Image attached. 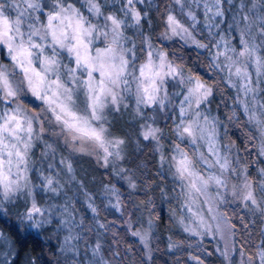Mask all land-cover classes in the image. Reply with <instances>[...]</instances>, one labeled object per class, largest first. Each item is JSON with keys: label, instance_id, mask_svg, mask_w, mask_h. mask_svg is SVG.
<instances>
[{"label": "snow or ice", "instance_id": "1", "mask_svg": "<svg viewBox=\"0 0 264 264\" xmlns=\"http://www.w3.org/2000/svg\"><path fill=\"white\" fill-rule=\"evenodd\" d=\"M232 9L235 13L229 22ZM153 10L161 28L155 38L145 34L144 28L145 24L153 28ZM192 51L195 58L186 54ZM205 53L207 73L197 65ZM0 55L6 57V62L0 61V220L9 216L8 205L15 206L13 201L21 196L26 206L13 225L17 232L38 234L58 214L68 213L67 206L39 202L41 194L59 196L64 184L52 174L53 163L46 169L32 167L34 149L42 146L43 160L49 156L55 160L62 145L70 154L95 155L106 169L115 166L125 158L127 140L112 135L109 113L129 108L126 101L134 100L133 119L143 121L139 137L154 145L161 167L167 165L181 188L185 201L181 207L188 213L178 220L183 231L197 238L218 235L224 250L216 251L230 264L234 251L240 253L239 264H264V224L262 239L248 254L245 247L251 246V240L245 239L236 249L237 225L226 213L216 211L229 202V178L235 176L239 183L230 186L232 202L239 201L264 221V167L250 173V166L264 163V102L259 99L264 96V0H240L239 4L235 0H168L163 5L160 0H0ZM221 84L237 90L234 104L247 117L246 125L255 130L247 135L243 149L256 155L249 164L241 163V149L234 141L221 142L220 129L226 134L227 125L211 108ZM241 93L251 100L241 99ZM161 116L165 123L171 122L167 146L164 130L158 126ZM238 118L235 108L227 117L229 121ZM59 164L62 171L66 169L68 183L75 181L71 159L61 156ZM124 171L117 170V178L128 179V189L135 191L136 183L122 177ZM33 172L36 176L30 177ZM213 186L216 196L210 197ZM103 195L108 200L105 210L120 216L139 210L135 204L129 209L115 187L106 185ZM200 197L208 205L214 227L201 211L194 210ZM147 203L151 204V198ZM86 206L96 220L100 209L91 196L86 197ZM154 223L150 216L147 229L132 230L133 222L124 221L128 234L147 250L148 259ZM82 227L74 218L59 220L58 230L68 232L62 251L75 250L74 241L81 237L79 232L72 234L73 228ZM97 227L107 231L114 222L97 221ZM242 228L248 233V224ZM115 236L114 232V240ZM0 243L7 245L0 253V264H15L13 242L2 230ZM175 247L169 244V249ZM91 251L89 264H112L105 259L99 240ZM111 255L116 259L120 253ZM189 259L204 264L199 255L190 253Z\"/></svg>", "mask_w": 264, "mask_h": 264}, {"label": "trees", "instance_id": "2", "mask_svg": "<svg viewBox=\"0 0 264 264\" xmlns=\"http://www.w3.org/2000/svg\"><path fill=\"white\" fill-rule=\"evenodd\" d=\"M150 17L153 22V29L156 31L161 29L158 22L159 18L155 10L150 13ZM170 47L172 50H177L176 45H171ZM186 54L193 58H195L197 55L195 51ZM197 65L200 66L202 72H208L206 53L199 57ZM191 66L192 61L189 60L188 67ZM234 101L235 98L232 88L221 84L220 88L217 89L216 96L213 98L211 108H215V110L218 112V116L220 117L222 124L227 125L226 134L223 127L220 129L223 136L222 142L232 143L234 141L236 147L241 149V162L243 164H249L250 161L256 159V155L253 152L248 159L243 151V149H245L244 146L247 144L244 135H247L248 132L242 130L241 135H237L235 131L231 132L233 126L229 125V121L227 119L231 113L230 109L232 106H234L235 110H237L234 105ZM217 105H219V108H217ZM239 111V118L232 120L231 122L234 121L235 123H241V120L244 121L245 115L241 109H239ZM111 114H114L112 115V128H114V131H118L127 140L126 146L129 148L128 156L124 155L125 158L122 161L117 162L115 166H109L105 172V168L97 165L90 155H69L73 165L74 175L78 178V180H75L69 184V177H67L66 180H63L61 183L67 186L70 191L75 190L74 193H77L76 196L82 195L83 200L84 196H87L88 191L93 192L95 189H104L103 186L106 183L108 185L111 184L110 186L118 189L122 193L121 199L124 200L129 209H132L133 204L137 205L139 208V210L132 209L133 214L131 216H129L128 212L124 213V215H128L127 220L130 219L134 226L137 224H140L144 227L148 226L147 221L150 216L155 220L152 234L150 235V239L153 238L151 241V249L154 254L158 256L162 255L165 258L166 264H190L189 261H186L185 263L181 259H177L182 255L188 257L190 253H197L199 256L204 255V264H223V257L215 251L213 247V241H208L206 238H201V240L207 246L205 251L201 250L200 247L196 246L197 243L194 240L196 238L189 236L188 233H185L178 223L180 197L176 182L168 172L167 165H165L163 168L161 167L158 154L152 150L154 145L143 141L142 138L139 137L138 134L140 131V124L143 121L139 119H133L134 111L131 107L127 109L122 108L119 113ZM158 126L164 130L166 137L164 143L167 144V137L170 136L171 122L169 121L165 123L163 116H161L158 121ZM249 126L250 125H246L245 127L249 130V133H254V128L252 126L249 128ZM138 141L139 143H137ZM255 143L257 142L253 141V144ZM39 147L42 148V146ZM59 151L60 155L64 156V154H62L64 149L61 148ZM78 155L81 156L79 157ZM57 156L58 154L56 155L55 160H53L51 156L48 158L52 160L53 164L59 166V160H57ZM120 168L125 170L122 173V177L130 178L136 183L137 187L135 191H130L128 189V179L117 178L116 171ZM52 170L54 171V169ZM250 173L252 175L255 174V168L253 165L250 166ZM53 175L59 177L63 176L60 173L58 175ZM122 181L123 183H121ZM161 189L164 190L163 196L161 195ZM149 198H151V204L147 203ZM18 199L19 198H17V200ZM17 200H15V203L18 206H21L22 201L19 204ZM149 209L154 210L150 212ZM75 212L77 211L73 210L71 212V216H74L73 213ZM240 212L244 219V223L249 225L248 231L251 233L254 242L259 243V241L262 239L260 229L263 221L258 215L254 217L253 214L247 209H244V213L242 209ZM12 213L14 214L13 210L10 208L9 216L3 221L16 223L17 217L15 214L14 217ZM111 216L116 218L119 216V214L116 213V215ZM157 217L158 219H156ZM56 225V222L51 225H46L45 229L41 230L38 234L33 231L31 235L23 232H21L22 235L19 237L15 235L13 242L15 244L16 255L12 258L14 259L15 264H63V261H61L62 256L59 250L54 246L56 240H59L61 237V232L58 230V228H56ZM0 227L4 228L2 220H0ZM167 236H169L171 240H175L174 244L177 245V247L169 249L165 245ZM91 237L93 238V236L89 234L86 238L91 240ZM102 238L101 244L103 246V252H106V254L113 252L112 249L114 248V243L111 244V241H113L111 235L104 234ZM189 245H192V247H189ZM115 247L118 248V246ZM45 248H47V250L50 252L51 258L55 259L58 256V259H56L55 262L43 258V251ZM118 258L119 262L116 264H131L129 259L122 261L120 257ZM190 262L194 264V261Z\"/></svg>", "mask_w": 264, "mask_h": 264}, {"label": "rangeland", "instance_id": "3", "mask_svg": "<svg viewBox=\"0 0 264 264\" xmlns=\"http://www.w3.org/2000/svg\"><path fill=\"white\" fill-rule=\"evenodd\" d=\"M160 2L163 5V4H167L168 0H160ZM235 2H236V4H239L240 0H235ZM234 13H235V9H232L228 13L229 22H231V17H232V15ZM201 19H203L202 16H201ZM144 28H145V34H152L153 37H156L159 34V32L161 31V29H159L158 31H156L153 28L149 29V26L147 24H145ZM222 28L226 31L227 25H223ZM150 30H151V33H150ZM128 34L132 35V32L130 31ZM153 42L155 43V41H153ZM0 61L6 62V57H4L3 55H0ZM262 87H264V85H262ZM232 90H233L234 98L236 100L237 95H238L237 90L235 88H232ZM240 98L241 99H248L249 101L251 100L250 97L245 98L242 93L240 94ZM259 99H261L262 102H264V96L259 97ZM126 103H128L130 105V107L134 111V107H135L134 100H128V101H126ZM235 107L237 108V110H236L237 113H240V111H239V109H241L240 106L239 105H235ZM233 109H234V106L231 107L230 111H232ZM212 112H213L214 115H218V112L215 110V108H212ZM148 114L151 115L150 112ZM112 115H114V114L109 113V119L111 121V125L113 126ZM244 117H245L244 121L241 120L242 124L239 123V122L235 123L234 121L231 122V121L228 120L229 121V125L233 126L231 132L235 131L237 135L238 134L241 135L242 130H244V131L248 132V134H250L249 130L245 127L246 126L247 117L246 116H244ZM112 126H111L112 135L124 138L118 131H114V128H112ZM250 126H249V128H250ZM247 135H244V138L246 139V141H247ZM167 144H165V145L167 146ZM222 144H229V143L228 142H226V143L222 142ZM246 146H247V144L244 146V148ZM61 148L64 149V152L62 153V154H64L63 157L70 158L69 155H72V154H70L62 145L58 146L57 151H59V149H61ZM41 151H42V148L39 147V146H37L34 149V154L32 156V161H33L32 167L34 169H39V168L46 169L48 163H53L52 160L49 159V158H47V160H43V158L40 155ZM233 152L235 153V149H233ZM128 153H129V148L125 145L124 155L128 156ZM244 153L246 154V156L249 159L251 155H248L246 152H244ZM57 154H58L57 160H60V158H61L60 151L57 152ZM78 156L80 157L81 155H78ZM90 156H91V158L94 160V162L97 165L103 167V162L102 161H98L95 155H90ZM158 158H159V155H158ZM253 166H254L255 172H256V168L264 167V163H257L256 165H253ZM62 168H63V166L59 164V166L55 165L54 171L51 170L52 174L58 175L60 173V174L63 175L61 177L56 176V178L60 182H62L63 180L65 181L66 178L68 177V175L66 173V169L62 171ZM104 170L106 172V168ZM73 175H74V172H73ZM35 176H36V173H34V172L30 173V177H35ZM75 180L77 181L78 178L75 177ZM33 182L35 183L36 180L34 179ZM103 182H105V181H103ZM175 182H176L178 194H179V197H180V205H179V210H178L179 211L178 220H179V218L182 215L183 216H187L188 213H187V209L186 208H182L181 207V205H183L185 203V201H184V198H183V196L181 194V188H180L178 182L177 181H175ZM121 183H123V181ZM233 183H239V180L237 178H235L234 176L229 178V193L226 194L227 195V199H228L229 202L227 204H225V205H219L217 207L216 211L220 212V213H226L228 218L230 219V221L237 225V229L238 230L236 232L235 237L233 238L234 241H235L236 249L240 248L241 244H243L245 239H250L251 240V246H246L245 247V252L248 253V254H252L255 251V245L258 242L257 243L254 242V240L252 238V235L249 236V234H248L249 231H248V233H245L243 231L242 225L245 224V223H244V219H242L243 217H242L240 211L242 209L243 213H244V209L245 208L242 206V204L239 201H236L235 203L232 202L233 198L230 195V192H231V187L230 186ZM106 185L109 188L112 187V186H110L111 184L108 185L106 183V184H104V186L102 185L103 188H105ZM74 191L75 190L70 191L68 189V187L64 185V189H63L61 195L52 196L51 194H48V195L41 194L43 196V199L39 200V202L41 204H44L45 206H47V205H56L58 208L60 206H67L68 207V213H66L64 215H59L58 214L55 217V222H56L57 225L59 224V220L60 219L72 220L73 218H74V221H75L76 225H80L81 222L83 224L82 228H73L72 234L75 236L76 233L79 232L80 233V237H81L78 241H74V244H75V250L74 251H62L61 250V245H62V243L64 241V237L66 235H68V232L66 230L65 231H60L61 232V237H60L59 240H56L54 246L56 247V249L59 250V252H60V254L62 256L61 261H63V264H89V262L92 259L91 246H94L95 243L98 240L101 243L102 239H103L102 236L104 234H110L111 235L112 240H113V241H111V244L114 243L113 244L114 248L112 249V251L119 252L120 253L119 257H120V259L122 261H124L125 259L126 260L129 259L131 264H166L165 258L162 255L158 256V255L154 254L152 249H151V259H148L147 255H146L147 250L144 248V246L138 241L137 238H134L130 234H128L126 226L124 225V221L127 220V216H128L127 214L123 215V216L119 215L118 217L113 218L111 215H116L114 210H112V211L105 210L104 206L106 204H108V200L105 199V197L103 195L104 189H101V190L100 189H95L93 192L92 191H90V192L88 191V193H87V196H91L93 198L95 206H97L100 209V213L96 217V220H93L92 213L87 209V206H86V197L87 196L85 195L84 196V200H83L82 199L83 198L82 195L76 196L77 193H74ZM216 192H217V190H216V188L214 186L210 187L209 196L210 197H215L216 196ZM81 193H82V190H81ZM67 194H68V196H67ZM15 200H17V198ZM15 200L13 201V204L15 206H12L10 204V205H8V207L11 208L13 210L14 214L16 215V217H18V215L25 210L26 202H25V199H24L23 196L19 197V199L17 200V202L19 204L22 201L21 206H18L15 203ZM203 201H204V197H200V202L194 206V210L201 211V213L203 214L206 222L209 223V224H212L213 227H214V221H212V219H211V214H209L208 211H207L208 205L203 203ZM114 202H115V200L113 199V203ZM73 210H75L77 212L73 213L74 216H71V212ZM14 214H13V216H14ZM97 221H99V223L114 222V227L109 228L107 231L101 230V229H99L97 227ZM2 223H3L4 228L0 227V230H2L12 242H13V238H15V235H17L18 237L22 235L21 232H17L15 230V228L13 227L15 222H9V221H3L2 220ZM263 224H264V221H263ZM57 225H56V228H57ZM147 227L148 226L144 227V226H141L140 224H137L136 226H134V228L132 230L147 229ZM181 228H182V226H181ZM114 232L116 233L115 240L113 238V233ZM89 234H91V236H93V238L91 237V240L86 238ZM166 238H167V241L165 242V245L169 248V244L170 243L174 244L175 240H171L169 236H167ZM195 238L196 239H194V240L196 241V243L199 240L200 249L205 251L206 248H207L206 244L201 240V238H197V237H195ZM203 238L204 239L206 238L208 241H213V243H214L213 247H214L215 251H216L217 248H219L221 251L224 250V241L218 235L215 236V237H213V236H205ZM152 240H153V238H151L150 241H149V247L150 248L152 247V245H151V241ZM115 246H118V248L115 247ZM6 247H7V245H4V244L0 243V253H4L5 250H6ZM13 247L15 249L14 242H13ZM15 252H16V250H15ZM43 253H44L43 258L49 259L52 262H55V260L58 259V256L55 259L51 258L50 257V252L47 250V248L44 249ZM217 253H219V252H217ZM103 254H104L105 259L111 261L112 264H116V263L119 262V258L113 259L112 255H110L111 253L106 254V252H103ZM191 255L195 256V255H198V254L197 253L196 254L195 253H191ZM232 256H233V260L231 261V264H239L240 259H241L239 251H234L232 253ZM201 258L203 259L204 255L203 256L201 255ZM205 258H206V256H205ZM64 259L66 260V262H65ZM177 259H181L185 263H186V261H189L190 264H192L190 261H193V260L189 259V255H188V257L182 255V256L178 257ZM193 263L195 264V261ZM223 264H230V262L226 261L224 259V257H223Z\"/></svg>", "mask_w": 264, "mask_h": 264}]
</instances>
